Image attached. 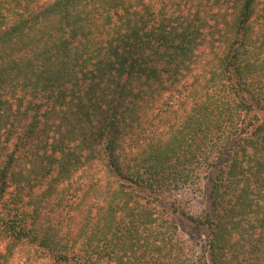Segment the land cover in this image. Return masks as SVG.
Returning <instances> with one entry per match:
<instances>
[{
    "label": "trees",
    "instance_id": "1",
    "mask_svg": "<svg viewBox=\"0 0 264 264\" xmlns=\"http://www.w3.org/2000/svg\"><path fill=\"white\" fill-rule=\"evenodd\" d=\"M16 254L264 264V0H0V264Z\"/></svg>",
    "mask_w": 264,
    "mask_h": 264
},
{
    "label": "rangeland",
    "instance_id": "2",
    "mask_svg": "<svg viewBox=\"0 0 264 264\" xmlns=\"http://www.w3.org/2000/svg\"><path fill=\"white\" fill-rule=\"evenodd\" d=\"M262 115V113H261ZM211 176V173L210 175ZM210 177L207 179L205 178L201 182V191L196 192L195 194L188 195V198L185 197L184 200H186V206H188L189 210L193 214L200 213L202 210H205L207 207V188L209 183ZM189 199V200H188ZM178 223L180 225V228L183 232V234L188 237L195 239L196 241L203 242L204 235L202 233V230L198 228L195 225H191L188 223L187 220H185L182 216H178ZM9 264H22L21 258L18 257L16 254L9 262Z\"/></svg>",
    "mask_w": 264,
    "mask_h": 264
}]
</instances>
